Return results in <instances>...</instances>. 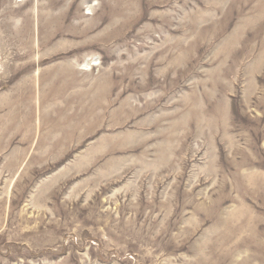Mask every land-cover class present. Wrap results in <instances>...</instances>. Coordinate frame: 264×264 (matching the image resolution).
I'll return each mask as SVG.
<instances>
[{"label":"rangeland","instance_id":"rangeland-1","mask_svg":"<svg viewBox=\"0 0 264 264\" xmlns=\"http://www.w3.org/2000/svg\"><path fill=\"white\" fill-rule=\"evenodd\" d=\"M0 264H264V0H0Z\"/></svg>","mask_w":264,"mask_h":264},{"label":"bare ground","instance_id":"bare-ground-1","mask_svg":"<svg viewBox=\"0 0 264 264\" xmlns=\"http://www.w3.org/2000/svg\"><path fill=\"white\" fill-rule=\"evenodd\" d=\"M19 2L23 1V0H18Z\"/></svg>","mask_w":264,"mask_h":264}]
</instances>
